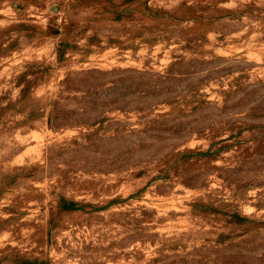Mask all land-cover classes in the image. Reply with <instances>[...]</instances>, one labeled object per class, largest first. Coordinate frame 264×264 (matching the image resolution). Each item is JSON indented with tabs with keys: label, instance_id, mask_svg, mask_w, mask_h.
<instances>
[{
	"label": "rangeland",
	"instance_id": "obj_1",
	"mask_svg": "<svg viewBox=\"0 0 264 264\" xmlns=\"http://www.w3.org/2000/svg\"><path fill=\"white\" fill-rule=\"evenodd\" d=\"M0 264H264V0H0Z\"/></svg>",
	"mask_w": 264,
	"mask_h": 264
},
{
	"label": "trees",
	"instance_id": "obj_2",
	"mask_svg": "<svg viewBox=\"0 0 264 264\" xmlns=\"http://www.w3.org/2000/svg\"><path fill=\"white\" fill-rule=\"evenodd\" d=\"M71 205H73V204H71Z\"/></svg>",
	"mask_w": 264,
	"mask_h": 264
}]
</instances>
